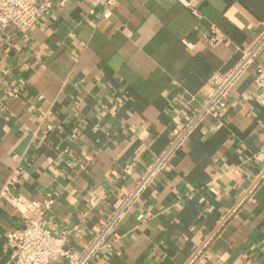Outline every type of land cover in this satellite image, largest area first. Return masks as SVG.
<instances>
[{"label": "crops", "instance_id": "0c3cea01", "mask_svg": "<svg viewBox=\"0 0 264 264\" xmlns=\"http://www.w3.org/2000/svg\"><path fill=\"white\" fill-rule=\"evenodd\" d=\"M92 0L56 4L24 37L0 36V264L23 215L1 192L16 171L28 200L55 195L42 222L78 252L91 242L173 130L264 32V0ZM216 27L222 43L204 35ZM264 50L171 165L127 212L98 264H264ZM51 264H64L59 261Z\"/></svg>", "mask_w": 264, "mask_h": 264}, {"label": "built area", "instance_id": "2783aa9c", "mask_svg": "<svg viewBox=\"0 0 264 264\" xmlns=\"http://www.w3.org/2000/svg\"><path fill=\"white\" fill-rule=\"evenodd\" d=\"M67 1L69 0H0V36L6 29L13 27L24 37H29L44 17L52 13L56 4L65 5ZM92 1L94 7L101 8L102 16L107 19L113 14V8L117 3V0ZM181 2L190 8L196 17L202 18L197 8L185 0H181ZM204 39L212 46L222 43V37L216 27H212L204 35ZM263 50L264 32L235 71L226 78L213 77L211 83L215 87L211 94L192 110L183 126L173 130V138L168 147L146 168L134 188L124 197L119 208L81 252L68 245L66 233L56 235L42 222L45 212L49 211L55 203L54 193H46L42 201L28 200L19 196L15 192V185L21 172L16 171L9 185L1 192V196L23 215L25 211H29L35 216L30 218L24 227L6 235L7 246L15 251L14 264H51L59 261H64V264H98L97 260L102 252L111 249L112 237L127 212L137 203L150 185L158 181L165 169L169 168L174 155L200 128L203 121L217 111L226 110L225 95L227 91ZM256 84L259 90L256 100L264 108V65H259L257 69Z\"/></svg>", "mask_w": 264, "mask_h": 264}]
</instances>
